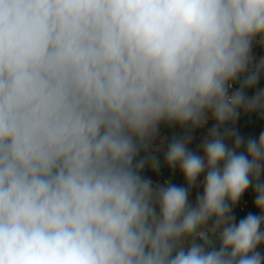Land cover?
<instances>
[{
    "label": "clouds",
    "instance_id": "1",
    "mask_svg": "<svg viewBox=\"0 0 264 264\" xmlns=\"http://www.w3.org/2000/svg\"><path fill=\"white\" fill-rule=\"evenodd\" d=\"M254 42L264 0H0V264H264V131L228 126L264 116ZM161 124L187 187L141 175Z\"/></svg>",
    "mask_w": 264,
    "mask_h": 264
},
{
    "label": "crops",
    "instance_id": "2",
    "mask_svg": "<svg viewBox=\"0 0 264 264\" xmlns=\"http://www.w3.org/2000/svg\"><path fill=\"white\" fill-rule=\"evenodd\" d=\"M252 55L254 58V63H258L261 58H264V46H261L259 43L254 42L253 48H252ZM239 84V83H238ZM259 89H262L259 84L253 88L246 89V95L251 97L255 94V92ZM259 123L260 126L255 128V125ZM229 127H234L235 130L245 139L249 137H253L258 139L259 135L262 131H264V116H261L259 112L255 113H245L243 110H241L240 117L236 124L228 125ZM186 129L182 128L179 125L175 126H168L164 132H161V126H160V132L157 137V139L154 141L153 144V154L158 158L160 162L159 171H154L150 164H146L145 168L142 170L141 175L147 179H150L153 182V186L156 185H165L166 181H170L172 184H175L177 186L181 187H187L186 181L184 179L183 174L180 172L179 168L171 169L164 161V155L165 151L167 149L168 144L171 142L173 138H178L182 135H184ZM192 140L189 143L188 147L191 151L196 152L199 155H203V151L200 148V145L202 141L207 137L208 135V129L205 130H193L191 132ZM231 143V142H229ZM243 150V149H241ZM144 153H141V156H143ZM139 159V157H138ZM204 175L206 173H202L200 177L197 178V185L194 186L189 194V202L191 204H195L196 197L198 194H203V186L201 184V181L204 178ZM260 182L264 183V172H262L260 177ZM255 195L250 197L249 199V207L246 211L240 213V214H233L236 217V222H239V215L241 218H244L247 214L252 213L255 215H261L260 209H258L255 206ZM159 211L157 207V212ZM262 230H264V226H262ZM258 251H260L262 254H264V244H261L257 248Z\"/></svg>",
    "mask_w": 264,
    "mask_h": 264
},
{
    "label": "built area",
    "instance_id": "3",
    "mask_svg": "<svg viewBox=\"0 0 264 264\" xmlns=\"http://www.w3.org/2000/svg\"><path fill=\"white\" fill-rule=\"evenodd\" d=\"M239 88V84L234 83L232 89H230V91H235ZM215 124V121L213 119H209L207 124H205L203 127H199L196 128L197 130H205V129H209L211 128L213 125ZM250 203H249V199H243L241 198L240 201L234 206L235 210L238 214L246 211L249 207Z\"/></svg>",
    "mask_w": 264,
    "mask_h": 264
},
{
    "label": "trees",
    "instance_id": "4",
    "mask_svg": "<svg viewBox=\"0 0 264 264\" xmlns=\"http://www.w3.org/2000/svg\"><path fill=\"white\" fill-rule=\"evenodd\" d=\"M259 84V86L262 88V89H264V71H262L261 72V74H260V78H259V81H258V83H257V85ZM169 125H167V124H161V132H164L165 130H166V128L168 127ZM260 126V124L259 123H257L256 125H255V128L257 127H259ZM263 183V182H262ZM254 193H255V191H254V188L252 187V186H250L249 187V189L243 194V196L241 197V198H243V199H250V197H252L253 195H254ZM237 212H236V210H235V207L233 206V208H232V214H236ZM238 214V213H237ZM240 219H242L241 217H240V215H239V220ZM197 242H199V241H197ZM218 246V245H217Z\"/></svg>",
    "mask_w": 264,
    "mask_h": 264
}]
</instances>
